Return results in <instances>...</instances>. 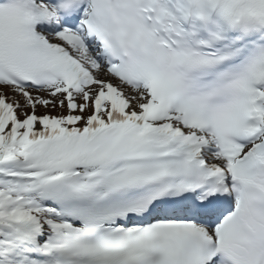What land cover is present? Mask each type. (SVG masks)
<instances>
[{"label":"snow or ice","instance_id":"snow-or-ice-1","mask_svg":"<svg viewBox=\"0 0 264 264\" xmlns=\"http://www.w3.org/2000/svg\"><path fill=\"white\" fill-rule=\"evenodd\" d=\"M0 264H264V0H0Z\"/></svg>","mask_w":264,"mask_h":264}]
</instances>
